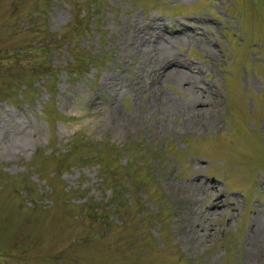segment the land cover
I'll use <instances>...</instances> for the list:
<instances>
[{
    "label": "rangeland",
    "instance_id": "rangeland-1",
    "mask_svg": "<svg viewBox=\"0 0 264 264\" xmlns=\"http://www.w3.org/2000/svg\"><path fill=\"white\" fill-rule=\"evenodd\" d=\"M0 264H264V0H0Z\"/></svg>",
    "mask_w": 264,
    "mask_h": 264
},
{
    "label": "bare ground",
    "instance_id": "bare-ground-1",
    "mask_svg": "<svg viewBox=\"0 0 264 264\" xmlns=\"http://www.w3.org/2000/svg\"><path fill=\"white\" fill-rule=\"evenodd\" d=\"M155 24H153V26H154ZM191 27V26H190ZM192 28V27H191ZM190 29V28H189ZM159 30L160 29H156V28H151V31L150 32H152V31H155V33H157V32H159ZM196 30V29H195ZM182 32L183 31V27L179 30V29H175V30H169V31H167V32H165V33H168L169 35L170 34H173V32ZM190 31V30H189ZM160 32H162V31H160ZM188 32V31H187ZM192 33H194V32H192ZM200 34V33H199ZM148 35V34H147ZM177 35H178V33H177ZM185 35V34H184ZM195 35V34H194ZM150 36V35H149ZM180 36V35H179ZM189 36V35H188ZM144 37V36H143ZM159 37H160V35H159ZM183 37V36H182ZM192 37H194V36H192ZM196 37V36H195ZM147 38V37H146ZM145 38V39H146ZM154 38V37H153ZM179 37L178 36H174L173 38H167L168 39V41H170L171 42V44H172V42L174 43V41H176L177 39H178ZM150 39V38H149ZM156 39V38H155ZM154 40V39H153ZM179 40V39H178ZM147 41V40H146ZM161 41H163V40H161ZM168 41H167V43H168ZM140 42H141V40H140ZM143 42H144V39H143ZM147 42H149V41H147ZM177 42V41H176ZM142 43V42H141ZM165 43V42H164ZM164 43H162L163 45H164ZM162 45V46H163ZM169 45V44H168ZM154 46V45H153ZM165 46V45H164ZM149 47V46H148ZM156 47V46H155ZM172 47V46H171ZM163 48V47H162ZM167 48V47H166ZM169 52V51H168ZM164 53V52H163ZM168 54V53H167ZM171 54V53H170ZM164 57H163V59H162V62H164L165 64L164 65H168V64H172V61L171 62H169L170 60H169V58H167L166 57V53H164V55H163ZM169 56V55H168ZM173 57H175V56H172V58ZM176 58V57H175ZM179 59V58H178ZM161 60V59H160ZM174 61V60H173ZM178 61V60H177ZM180 65V64H179ZM182 66V65H181ZM165 68V67H164ZM213 201V200H212ZM212 201H211V203H212ZM210 205V204H209ZM252 245V244H251ZM258 245V244H257ZM250 248V247H249Z\"/></svg>",
    "mask_w": 264,
    "mask_h": 264
},
{
    "label": "trees",
    "instance_id": "trees-1",
    "mask_svg": "<svg viewBox=\"0 0 264 264\" xmlns=\"http://www.w3.org/2000/svg\"><path fill=\"white\" fill-rule=\"evenodd\" d=\"M90 0H88V2H89ZM70 68H72V65H70ZM74 72V71H73ZM71 75V74H70ZM73 75L75 76L76 75V73H73ZM48 76L50 77V76H52V75H50V73L48 72ZM73 76V77H74Z\"/></svg>",
    "mask_w": 264,
    "mask_h": 264
}]
</instances>
